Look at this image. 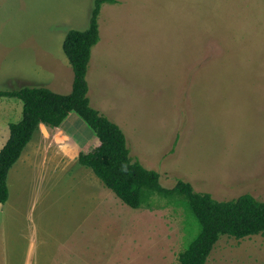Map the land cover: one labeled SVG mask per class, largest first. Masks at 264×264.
I'll return each instance as SVG.
<instances>
[{
    "label": "rangeland",
    "instance_id": "rangeland-1",
    "mask_svg": "<svg viewBox=\"0 0 264 264\" xmlns=\"http://www.w3.org/2000/svg\"><path fill=\"white\" fill-rule=\"evenodd\" d=\"M112 1L98 18L91 106L122 129L132 159L163 188L183 181L219 202H264V0ZM95 8L96 0H0V91L69 95L63 43L88 29ZM22 113V101L0 98V151ZM98 146L76 114L61 129L40 125L9 173L0 238H36L38 264H179L196 219L158 197L138 210L124 204L79 165ZM16 256L24 263L25 248ZM206 264H264V237L224 236Z\"/></svg>",
    "mask_w": 264,
    "mask_h": 264
},
{
    "label": "trees",
    "instance_id": "trees-1",
    "mask_svg": "<svg viewBox=\"0 0 264 264\" xmlns=\"http://www.w3.org/2000/svg\"><path fill=\"white\" fill-rule=\"evenodd\" d=\"M107 3L113 1L96 0L88 29L71 31L64 40L63 50L74 73L69 95L45 87L0 91V98L18 99L23 103L22 118L10 125L9 139L0 151V204H7L9 173L39 132L40 125L61 129L69 116L76 114L99 141L92 152L79 154V165L91 169L106 188L132 209L151 207L158 197L184 206L196 219L198 234L179 255V264H206L224 236L236 240L264 237V202L249 194L219 202L210 194L195 192L191 184L183 181L173 189L163 188L156 171L147 170L138 160L132 159L122 129L91 106L87 75L92 51L100 41V10Z\"/></svg>",
    "mask_w": 264,
    "mask_h": 264
},
{
    "label": "crops",
    "instance_id": "crops-1",
    "mask_svg": "<svg viewBox=\"0 0 264 264\" xmlns=\"http://www.w3.org/2000/svg\"><path fill=\"white\" fill-rule=\"evenodd\" d=\"M5 237V235L3 236ZM0 238V247L2 248V254L0 253V264H12V261L15 264H20L22 261L20 259L17 261L16 260V254L18 252H22L23 249L25 248L26 251V256L24 263L22 262L21 264H38V253H39V246L37 243V239L34 238L31 240V238L28 235H24L23 237L17 236L13 237L14 239H18L19 244H12L10 241V238L8 237L3 239ZM8 238H9V243H8ZM30 238L29 246L25 245V242ZM65 253V251H64ZM12 254L15 256L12 257ZM48 256V255H47ZM34 258V262L31 260V258ZM44 264H48V261L44 262ZM51 264H67L65 261L61 260H54Z\"/></svg>",
    "mask_w": 264,
    "mask_h": 264
}]
</instances>
